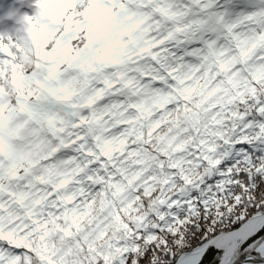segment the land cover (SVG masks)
Here are the masks:
<instances>
[{
	"label": "snow or ice",
	"instance_id": "snow-or-ice-1",
	"mask_svg": "<svg viewBox=\"0 0 264 264\" xmlns=\"http://www.w3.org/2000/svg\"><path fill=\"white\" fill-rule=\"evenodd\" d=\"M0 264H264V0H0Z\"/></svg>",
	"mask_w": 264,
	"mask_h": 264
},
{
	"label": "trees",
	"instance_id": "trees-1",
	"mask_svg": "<svg viewBox=\"0 0 264 264\" xmlns=\"http://www.w3.org/2000/svg\"><path fill=\"white\" fill-rule=\"evenodd\" d=\"M62 158H64V157H62ZM69 159H70V157H68Z\"/></svg>",
	"mask_w": 264,
	"mask_h": 264
}]
</instances>
